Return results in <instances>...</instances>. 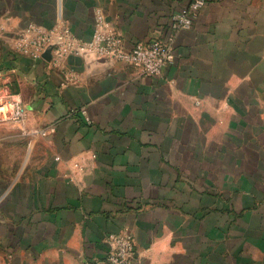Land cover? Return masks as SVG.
<instances>
[{
    "label": "crops",
    "instance_id": "obj_1",
    "mask_svg": "<svg viewBox=\"0 0 264 264\" xmlns=\"http://www.w3.org/2000/svg\"><path fill=\"white\" fill-rule=\"evenodd\" d=\"M189 1L0 0V92L26 110L0 124V264H89L112 233L132 264H264V0H204L173 32ZM97 9L173 63L16 52L28 24L89 40Z\"/></svg>",
    "mask_w": 264,
    "mask_h": 264
},
{
    "label": "built area",
    "instance_id": "obj_2",
    "mask_svg": "<svg viewBox=\"0 0 264 264\" xmlns=\"http://www.w3.org/2000/svg\"><path fill=\"white\" fill-rule=\"evenodd\" d=\"M203 5L204 0H190L186 6L173 13L170 20L171 30L175 32L190 28ZM14 47L17 53L29 56L33 60H45L43 54L50 49L51 59L45 61L52 65H56L68 55L93 54L98 57L114 58L135 66L144 76H156L160 74L162 68L174 61L170 45L161 40L138 41L131 49H125L121 38L100 9L94 12L89 40L76 38L68 26L60 23L49 29L28 24L19 33ZM25 115L26 110L16 95L8 89L2 90L0 124L22 122ZM107 240L109 250L105 257L89 264H132L135 250L131 233H112Z\"/></svg>",
    "mask_w": 264,
    "mask_h": 264
},
{
    "label": "water",
    "instance_id": "obj_3",
    "mask_svg": "<svg viewBox=\"0 0 264 264\" xmlns=\"http://www.w3.org/2000/svg\"><path fill=\"white\" fill-rule=\"evenodd\" d=\"M43 58L47 61H49L51 59V53H50V49H47L44 54H43Z\"/></svg>",
    "mask_w": 264,
    "mask_h": 264
}]
</instances>
